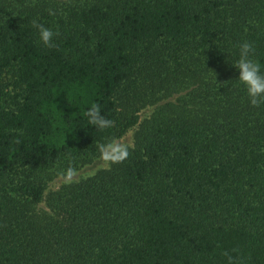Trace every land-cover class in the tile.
Here are the masks:
<instances>
[{
    "label": "trees",
    "instance_id": "1",
    "mask_svg": "<svg viewBox=\"0 0 264 264\" xmlns=\"http://www.w3.org/2000/svg\"><path fill=\"white\" fill-rule=\"evenodd\" d=\"M245 41L264 65V0H0V264H264ZM135 128L126 157L51 189Z\"/></svg>",
    "mask_w": 264,
    "mask_h": 264
},
{
    "label": "clouds",
    "instance_id": "2",
    "mask_svg": "<svg viewBox=\"0 0 264 264\" xmlns=\"http://www.w3.org/2000/svg\"><path fill=\"white\" fill-rule=\"evenodd\" d=\"M32 23L33 27L38 30L39 40L45 46H54L53 37L55 33L37 21H33ZM238 48V58L233 62V66L239 70L237 79L245 87L251 103L257 105L261 100H264V65L254 58L256 49L253 42L245 41ZM87 116L88 123L95 126L98 130L107 129L113 124V121L106 119L101 114V108L97 104L91 106L87 112ZM114 146V143L100 145L101 153L107 156ZM120 150L122 156L116 159H121L128 155L127 147H121ZM229 264H233L231 257H229Z\"/></svg>",
    "mask_w": 264,
    "mask_h": 264
},
{
    "label": "rangeland",
    "instance_id": "3",
    "mask_svg": "<svg viewBox=\"0 0 264 264\" xmlns=\"http://www.w3.org/2000/svg\"><path fill=\"white\" fill-rule=\"evenodd\" d=\"M176 97L177 96H175V98ZM170 98L162 97V100H160L159 105L175 99L173 97L171 99ZM158 107H159L158 105L156 106L154 105V106H148L147 108H145L141 112L142 120L150 118L155 113ZM136 130L137 128L129 131L123 137L109 139L107 144L114 143L115 146L111 149L110 153H108L107 156L101 153V155L94 158L92 162L82 164L80 167H78L74 171H69V170L67 171L66 169H63V168L56 169L55 171L58 174L55 180L51 183V189L55 190L66 183L81 181L83 179L94 176L100 170L109 168L112 157L117 152L121 151L120 150L121 147H129V146L134 145Z\"/></svg>",
    "mask_w": 264,
    "mask_h": 264
}]
</instances>
